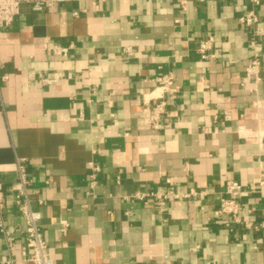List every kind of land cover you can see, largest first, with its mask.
<instances>
[{
	"label": "crops",
	"instance_id": "crops-1",
	"mask_svg": "<svg viewBox=\"0 0 264 264\" xmlns=\"http://www.w3.org/2000/svg\"><path fill=\"white\" fill-rule=\"evenodd\" d=\"M258 1H191L182 10L177 0H67L51 14L22 7L0 30V184L14 240L10 250L0 234V264H31L11 191L17 160L54 264H264ZM251 11L259 24L241 25ZM211 39L215 58L204 61L198 50ZM55 47L71 49L56 57ZM255 55L259 82L245 77ZM159 76H172L178 92L163 98L155 129ZM93 164L101 172L88 196ZM229 181L245 190L240 225L217 216ZM152 193L163 206L133 199Z\"/></svg>",
	"mask_w": 264,
	"mask_h": 264
},
{
	"label": "built area",
	"instance_id": "built-area-1",
	"mask_svg": "<svg viewBox=\"0 0 264 264\" xmlns=\"http://www.w3.org/2000/svg\"><path fill=\"white\" fill-rule=\"evenodd\" d=\"M67 0H0V30H5L10 28L15 19L20 15L21 9L27 6L35 14L42 13H54L60 4L65 3ZM180 8L186 10L188 4L191 1L197 3H204L209 0H177ZM255 5H259L258 0H253ZM75 17L78 14H74ZM241 25L248 27H256L259 24V19L257 15L251 11L247 15L239 19ZM256 36L264 37V29H256ZM214 47L213 39L203 42L200 44L198 54L200 58L204 61L214 59L215 56L212 54ZM70 48H59L55 47L53 49V55L56 57H67ZM261 60L258 55H255L253 60L250 62L246 69V80L260 81L261 74ZM47 84H52L55 82L45 80ZM156 83L161 92L160 98H157L161 102L158 103L153 109L152 122L155 129L159 128L158 121L159 118L164 114L166 103L164 97L166 95H174L178 92L174 85L172 76H159L156 79ZM18 180L12 186L11 191L13 193V203L16 207L17 212L24 218L26 227V246L22 251V258L24 261L31 264H54L49 253L48 243L46 242L43 232L41 230L40 222L42 219L41 213L33 208V200L29 195V187L31 185V180L29 179L25 166L20 160L16 161ZM101 170L99 166L91 165L89 178V192L88 196L93 195V191L98 184V176ZM264 186V183L261 184ZM250 192H255V187L250 188ZM194 194V193H191ZM245 194V190L240 183L229 181L227 182L224 190V197L221 200L219 209L217 211V216L219 218H230L234 224H243L242 214L244 208L239 202L240 197ZM169 195L173 196L172 193ZM176 197V196H174ZM188 198L189 196H183ZM168 198V196H166ZM133 199L144 201L145 199L157 200V204L163 206L162 196L157 194H135ZM147 201V200H146ZM7 205L6 200V190L0 184V234L5 240L7 247L11 250L13 247V238L11 234L6 229L3 213ZM247 229H252L254 226L251 223H245L244 225ZM264 228V224L261 225ZM68 225H64L62 233H66ZM15 260L9 259L1 264H14Z\"/></svg>",
	"mask_w": 264,
	"mask_h": 264
}]
</instances>
